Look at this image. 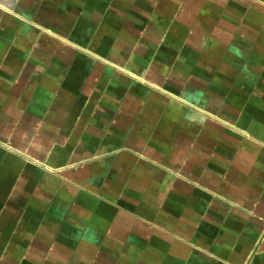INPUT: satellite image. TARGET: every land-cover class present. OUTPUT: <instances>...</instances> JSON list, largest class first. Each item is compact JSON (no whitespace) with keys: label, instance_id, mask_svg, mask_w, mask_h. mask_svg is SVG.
I'll return each mask as SVG.
<instances>
[{"label":"crops","instance_id":"0c3cea01","mask_svg":"<svg viewBox=\"0 0 264 264\" xmlns=\"http://www.w3.org/2000/svg\"><path fill=\"white\" fill-rule=\"evenodd\" d=\"M0 264H264V0H0Z\"/></svg>","mask_w":264,"mask_h":264}]
</instances>
